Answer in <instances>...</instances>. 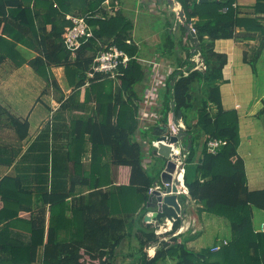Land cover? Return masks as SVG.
<instances>
[{
	"label": "trees",
	"instance_id": "trees-1",
	"mask_svg": "<svg viewBox=\"0 0 264 264\" xmlns=\"http://www.w3.org/2000/svg\"><path fill=\"white\" fill-rule=\"evenodd\" d=\"M26 1L0 0V63L9 56L14 58L12 55L18 52L19 44L33 47L38 54L28 63L49 86L60 87L51 67L65 68L73 92L62 102L64 110L78 107L72 102L80 97L83 87L85 101L94 97L95 106L90 116L71 118L67 191H42L38 199L41 205L36 209L33 191L23 187L20 177L0 178V198L4 202L0 211L3 214L0 223L4 224L0 235L5 234L0 250L8 253L1 263L38 264V248L43 244L42 264H114L117 249L126 239V230L137 228L134 264H161L167 259L174 260V264H264V231L255 230L253 225V207L264 209V188L251 189L248 185L245 160L239 153V114L235 109H226L222 100L220 83L229 57L215 49L217 39L239 36L237 27L253 26L252 29L261 32L260 42L250 57L245 52V60L255 70L264 48V24L256 17H238L233 7L235 0H181L186 23L193 22L201 47L197 51L206 68L192 69L195 66L192 62L186 68L188 74L178 70L168 77L160 121L168 124L174 113L190 111L199 98L197 122L192 124L184 115L189 133L200 129L206 136L196 168L197 177L187 181L189 193L201 212L227 218L233 233L217 251L211 248L196 251L187 246L182 235L175 234L182 218L172 206L164 205L158 216L161 221L165 217L177 218L171 231L159 235L153 223H146L142 228L136 225L146 215L150 189L164 165L155 175L149 172L146 151L137 137L141 129L138 116L142 100L136 84L143 82L146 72L137 58L136 46L128 42L132 21L115 7V0L109 7L103 5L105 0H81L83 13L80 15H92L88 21L94 28V36L72 52L64 44L72 25L66 18L71 2ZM225 7L227 11L223 12ZM256 9L264 10V0H257ZM194 18L197 20L193 21ZM111 45L124 49L133 59L128 66H121L115 77L107 73L89 77L96 54ZM116 80L118 85L114 88ZM197 89L200 97L193 101ZM3 114L16 132L17 140L22 142L27 138L29 120L0 104V116ZM154 129L152 126L143 133L151 135ZM211 139H223L226 143L214 153L208 147ZM87 141L92 144L93 153L89 169L82 162ZM20 151V148L13 150V157ZM152 153L156 159L161 158L155 148ZM194 154L192 146L189 161ZM104 156L109 158L107 162L103 161ZM126 167L129 179H121L119 183L115 180L118 176L112 175V168ZM78 188L85 190L78 191ZM34 210L36 216L31 215L29 220L20 218L22 211L33 213ZM23 222L31 233V242L23 243L9 234L12 225L21 227ZM155 244H159L158 249L150 257L148 249Z\"/></svg>",
	"mask_w": 264,
	"mask_h": 264
},
{
	"label": "crops",
	"instance_id": "crops-1",
	"mask_svg": "<svg viewBox=\"0 0 264 264\" xmlns=\"http://www.w3.org/2000/svg\"><path fill=\"white\" fill-rule=\"evenodd\" d=\"M107 1L105 0L103 5L105 7L112 6L113 0H109L108 3ZM115 1V7L119 8L133 23L129 40L136 46L137 58L146 72L143 82L136 84V89L142 100L138 116L141 129L137 133V137L146 151L145 164L148 167L149 163L156 159L152 153L154 148L151 144V141L156 139V126L167 125L160 121L162 119V96L166 89L167 79L180 68L186 69L192 62L196 64L195 57L196 55L200 56V52L193 51L194 40L188 34L187 29L186 32L184 31L186 21L182 20L180 13L177 14L174 11L176 5L181 6L180 11L183 9L181 0ZM198 1L204 2L208 0ZM70 2L71 10L67 13L66 18L69 14L80 15L83 13L81 0H66L64 3ZM30 3L31 5L34 4L33 1ZM256 3L257 0H235L233 7L236 9L238 17H256L264 24V10H257ZM226 11L227 7L223 9V12ZM178 18L181 22H177ZM196 18L193 21L197 20ZM190 24L193 25V22ZM48 28H51V26L48 25ZM249 28L247 29L245 26L237 27L236 32L238 33L237 35L240 34L239 36L217 39L215 41V49L226 53L229 57V61L223 70L224 79L220 83L222 100L226 109H235L239 114V153L245 160L248 185L251 189H261L264 188V161L260 159L264 158V155H262L264 154V148L257 150H254L253 146H248L247 149L243 148L246 145V135L253 132L264 134V48L254 70L252 65L245 60V52H248L249 57L251 56L259 45L261 32L252 29L253 26ZM17 48L18 52L12 55L14 58L9 56L0 63V104L7 107L16 116L28 119L30 128L27 138L19 142L7 116L5 114L0 116V178L6 175L20 177L23 187L33 191L34 206L37 209L41 205L38 199L42 191L64 192L69 189L70 163L68 155L71 148L69 137L71 118L90 116L93 112L95 101L94 97L88 102L85 101V87H83L80 97L72 102L78 107L71 111L64 110L61 104L73 92V87L68 82L65 68L63 66L51 67L60 85L58 89H55L53 86H49L47 81L37 74L28 63L38 52L33 47H28L24 44H19ZM116 85H118L117 80L114 83V88ZM195 91L193 101L197 99ZM245 94L247 96L246 105L241 101V97L244 98ZM192 111L193 109L188 112L183 111L182 120L186 125V129L187 124L184 115L187 116L192 124H195L198 120V110H196L197 115H195L194 119H190L189 114ZM262 119V126L259 124V129L256 128V124L252 125L255 121L259 122ZM246 122L248 128L245 130L246 126L244 123ZM152 126L155 128L153 133L144 135L143 132L148 131ZM195 132L196 130L193 131L190 141L188 139L181 141V146L188 149L189 155L191 147L194 146ZM202 134V143H204L206 136L203 132ZM250 138H253L252 134ZM189 143H191L190 148H188ZM18 148L21 151L14 158L13 150ZM201 153L202 147L197 155L195 151L191 161L195 166L198 165ZM92 154V144L87 141L84 143L82 152V162L86 169L90 168ZM160 157L162 158V156ZM108 160L109 158L104 156L103 161L107 162ZM188 162L189 160L187 159ZM112 172L113 177L118 176L119 179L116 177L115 180H119V183L121 179L126 181L129 179L130 173L127 167L112 168ZM183 179L184 185L188 186L186 167ZM82 190H85V188H78V191ZM177 200L181 208V211L177 212V214H181L182 220L176 234L182 235L186 239L187 246L190 249L201 251L202 249L212 248L224 240L229 241L230 237L228 236L224 238L217 236L212 243L204 245L202 239L206 236L207 228L221 229L224 217L208 211L201 212L198 209L199 205L185 193H180ZM157 203L156 197H154L153 201L148 204L146 214L157 210ZM3 206L4 202L0 198V211ZM34 211L33 213L31 211H22L20 218L29 220L31 215L36 216V210ZM2 215L0 212V218L3 217ZM48 218L47 214L45 230H47ZM170 218L168 217V220L163 223V229L171 230L173 228V221ZM164 219L163 221H165ZM146 223L151 222L145 221L143 218L136 225L142 228ZM0 224L1 232L4 224ZM253 225L255 230L264 231V209L253 207ZM27 227L25 222L21 224V227L19 224H14L10 227V233H8L23 243L31 242V233ZM137 234H139L137 228L126 230V239L117 249L114 264L135 263L136 259L132 254L137 252ZM4 240L5 234L0 235V249ZM158 246L159 244H155L149 247L150 257L155 255ZM43 252L44 245L41 244L38 248V264H42ZM7 254V252L0 250V264H2V260H6ZM174 263L175 261L172 259L161 262V264Z\"/></svg>",
	"mask_w": 264,
	"mask_h": 264
},
{
	"label": "built area",
	"instance_id": "built-area-1",
	"mask_svg": "<svg viewBox=\"0 0 264 264\" xmlns=\"http://www.w3.org/2000/svg\"><path fill=\"white\" fill-rule=\"evenodd\" d=\"M108 2H109V0L107 1V3ZM180 8H181V6L176 5L174 7V11L177 14H179ZM90 17H92V15H90V14L89 15H72V14H69L67 16V18L72 21V25L68 29V31L65 35L64 44L72 52L79 49L83 43H85L87 40H89V38L94 36V28L88 21V18H90ZM177 22H181V20L178 18ZM193 29L195 30L194 27H193ZM128 42H131V41L128 40ZM132 59H133V56H131L124 49L119 48L117 45L106 46L104 49L100 50L96 54V56L94 57L93 63L91 65V70H89L88 75L90 77L94 73H107V74H110L111 76L115 77L116 75H118L119 68L121 66H124V67L128 66L129 62ZM195 60L197 61V63L195 64V66L192 69L204 70L206 68V65L203 63L202 58H200V56L196 55ZM180 70H183L185 72V74H188L187 69L180 68ZM170 102L172 103V100ZM173 105H175V104L172 103V106ZM167 125H168V131L166 134H167L168 140L170 139L171 135L177 134L180 126H182L183 128L186 129V125L182 119H179L177 124H174L173 121L171 120ZM225 143H226V141L223 139H211L208 142V147L212 152L215 153ZM151 144H152V147H159V140H156V139L152 140ZM170 145L172 146L171 157L177 163V169H178L179 165H181V164L183 165V167L181 169V173H180V177L182 179L183 185L178 186L179 191L177 193H178V195L180 193H185L188 195L189 194V188H188V186L184 185L183 177H184V171H185L187 159L189 157L188 156L189 151L185 147L181 146V142H180V145H177V143H171ZM177 169H176V172H177ZM176 172L174 173V176H175ZM155 189L160 190L163 193L164 187L160 183H157L156 186L151 187L150 194L153 193ZM164 205H166V204H164V202H163V203H161L160 206H158V209L160 212L163 211ZM178 216L182 218L180 213H178ZM170 219L173 221V225H174V222L177 218L171 217ZM164 220L165 221H163V222L161 221V223L158 226L155 225V226H157L156 227L157 229H155V231L159 235L163 234L167 231H171L173 229V228L171 230L163 229V226H164L163 223L168 220V217H165ZM151 223H155V221H152ZM227 242H228L227 240H224L223 242L214 245L211 248L212 251L219 250L221 245L226 244Z\"/></svg>",
	"mask_w": 264,
	"mask_h": 264
},
{
	"label": "water",
	"instance_id": "water-1",
	"mask_svg": "<svg viewBox=\"0 0 264 264\" xmlns=\"http://www.w3.org/2000/svg\"><path fill=\"white\" fill-rule=\"evenodd\" d=\"M182 20L185 22L186 18L183 14V11L180 12ZM186 29L188 30V34L193 38L194 40V48L193 51L200 50V42L197 37V34L195 30L193 29V26L191 24L185 23L184 24ZM200 58H202L200 54ZM173 110L175 109V105L172 106ZM183 112L182 110H179L177 114L174 113L172 121L174 124H177L179 119H182ZM156 140H159V147H154L157 150V153L162 156V158L165 160L163 170L160 173V177L156 180V182L153 184V186H156L157 183H160L163 185V193L160 190L155 189L153 193H151L150 196V202L153 201L154 197H156V201L158 202V206L161 205V203L164 202V204L172 206L177 210V212L181 211L180 205L178 203V186H182L183 182L180 177L181 169L183 165H179L177 169V163L174 161V159L171 157L172 152V146L171 143H177V145H180L181 141H184L188 139L189 141L192 139V134L188 132L187 129L180 126L177 134L171 135L170 139H167V131H168V125L164 126H156ZM191 147V143L188 144V148ZM176 158V157H175ZM177 169V172H176ZM176 172L175 176L174 173ZM190 198V193L188 194ZM155 201V200H154ZM155 206V205H153ZM160 214L159 209L155 210L152 213H147L144 217L145 221L152 222L155 221V224L158 226L161 223V220L158 219V216Z\"/></svg>",
	"mask_w": 264,
	"mask_h": 264
},
{
	"label": "rangeland",
	"instance_id": "rangeland-1",
	"mask_svg": "<svg viewBox=\"0 0 264 264\" xmlns=\"http://www.w3.org/2000/svg\"><path fill=\"white\" fill-rule=\"evenodd\" d=\"M198 89L196 91V94H198L197 97H200V94H199L200 91ZM253 93H254V91H253ZM246 94H245L244 98L241 97V101L243 102L244 105H246L245 101L247 100ZM199 105H200V100L198 98V100L195 102V106L193 108V111L189 114V117H190L191 120H193L195 115H197V111L196 110H198ZM261 121L263 122V119L260 120L259 122L255 121L252 125L256 124V128L259 129V124H260V126H262V122ZM244 125L246 126L244 129L246 130L248 128L247 122L244 123ZM251 134L253 135L252 139L250 138ZM202 142H203L202 131L200 129H196V132L194 133V146H193L194 150L196 151V155H197V153L200 152V149H201L202 144H203ZM245 143H246V145L243 146L244 149H247L248 146H253L255 148L254 150L262 149V148H264V134H257L256 132L249 133L248 135L245 136ZM262 155H264V154H262ZM260 160L264 161V158L260 159ZM191 161L192 160H190L187 163V165H186V168H187V181L188 182L193 181L197 177V171H196L197 166L192 164ZM164 163H165V160L163 158H159L158 160L157 159H153L149 163L147 168H148L149 172L152 175L153 174L155 175V174H157L159 169L164 165ZM223 220H224V222H223V226H222L221 229H211L210 227L207 228L206 236H205L204 239H202V243L204 245L212 243L213 240L217 236H219L221 238H224V237H227V236L230 237V238L232 237L233 233H232V229H231L229 220L227 218H225V217H224ZM153 224H155V223H153ZM131 246H133V245H131ZM170 262H172V261H170Z\"/></svg>",
	"mask_w": 264,
	"mask_h": 264
},
{
	"label": "bare ground",
	"instance_id": "bare-ground-1",
	"mask_svg": "<svg viewBox=\"0 0 264 264\" xmlns=\"http://www.w3.org/2000/svg\"><path fill=\"white\" fill-rule=\"evenodd\" d=\"M169 225H170V223H169Z\"/></svg>",
	"mask_w": 264,
	"mask_h": 264
}]
</instances>
